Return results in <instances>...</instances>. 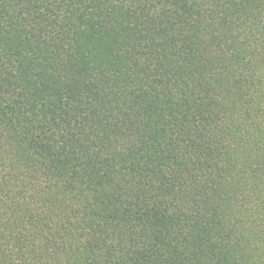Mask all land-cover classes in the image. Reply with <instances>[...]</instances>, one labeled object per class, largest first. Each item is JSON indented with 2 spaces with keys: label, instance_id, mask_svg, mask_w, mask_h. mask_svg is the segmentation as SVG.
Listing matches in <instances>:
<instances>
[{
  "label": "trees",
  "instance_id": "16d2710c",
  "mask_svg": "<svg viewBox=\"0 0 264 264\" xmlns=\"http://www.w3.org/2000/svg\"><path fill=\"white\" fill-rule=\"evenodd\" d=\"M0 264H264V0H0Z\"/></svg>",
  "mask_w": 264,
  "mask_h": 264
}]
</instances>
